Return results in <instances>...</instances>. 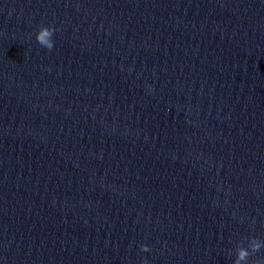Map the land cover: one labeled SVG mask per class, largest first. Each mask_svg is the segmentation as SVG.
<instances>
[{
  "label": "clouds",
  "instance_id": "9594fccd",
  "mask_svg": "<svg viewBox=\"0 0 264 264\" xmlns=\"http://www.w3.org/2000/svg\"><path fill=\"white\" fill-rule=\"evenodd\" d=\"M57 29L53 26H41L36 33V41L43 48L51 51L54 47L53 36ZM241 218V222H242ZM247 243L245 245L244 240L237 242L235 247V259L233 264H264L262 259H251L256 257L258 253L264 250V240H261L255 236L247 237ZM140 250L142 252H149L150 248L147 244H141ZM142 264H148L147 259L142 261Z\"/></svg>",
  "mask_w": 264,
  "mask_h": 264
}]
</instances>
